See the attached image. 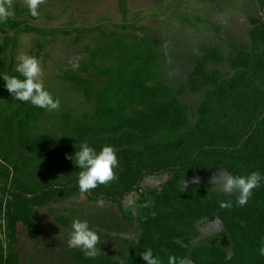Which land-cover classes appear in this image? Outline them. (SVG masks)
Instances as JSON below:
<instances>
[{"label":"trees","instance_id":"1","mask_svg":"<svg viewBox=\"0 0 264 264\" xmlns=\"http://www.w3.org/2000/svg\"><path fill=\"white\" fill-rule=\"evenodd\" d=\"M252 24L248 44L234 46L227 57L211 50L191 71L188 89L203 92L197 107L183 100L184 89L174 92L163 82L157 49L147 38L126 41L115 35L91 49L89 60L79 63L87 75L69 78L93 110L78 117L62 113L60 134H37L32 122L45 110L13 101L0 80L8 104L0 103V264H20L14 249L18 224L35 232L40 208L75 195L102 196L121 206L146 176L164 173L169 177L153 194V214L139 222L142 235L127 264H146L139 254L147 248L164 264L170 255L189 256L194 264H264L258 253L264 241V183L244 207L209 183L192 184L218 169L264 173V18ZM21 26L10 19L1 29ZM208 62L215 66L208 69ZM0 73L18 75L6 67ZM82 142L97 150L114 146L119 161L116 178L86 194L76 186L79 169L66 158ZM183 180L189 183L185 191ZM229 199L233 207L220 206ZM216 219L230 235L235 253L230 261L222 246L194 244L198 224ZM74 257L76 264H112L103 253L93 260L74 250Z\"/></svg>","mask_w":264,"mask_h":264},{"label":"rangeland","instance_id":"2","mask_svg":"<svg viewBox=\"0 0 264 264\" xmlns=\"http://www.w3.org/2000/svg\"><path fill=\"white\" fill-rule=\"evenodd\" d=\"M13 7V19L22 26L3 31L0 24V70H14L15 57L21 52L34 55L41 61L45 87L60 100L59 110L45 111L32 122L37 134H60L62 113L78 117L93 110L69 78L87 74L73 70L69 61L89 60L91 49L108 43L115 35L126 41L149 39L159 55L163 82L174 92L184 89L183 100L197 107L203 92L188 89L191 71L211 50L227 57L234 46L248 44L252 19L264 18V0H45L38 19L28 14L24 0H13ZM27 26L31 29L24 31ZM214 66L208 62L207 68ZM3 95L0 92V103L6 106ZM218 171L197 178L215 189L211 180ZM168 177L167 173L146 176L140 189L126 197L121 206L106 201V206L99 208L96 200L75 195L40 208L35 232L18 224L14 249L20 264H76L74 250L79 249L67 244L76 218L87 220L98 233L99 253L110 257L112 264H127L136 242L122 235L140 233L139 222L153 214V194L162 189ZM198 229L195 245L217 244L232 250L230 235L220 220L202 221ZM3 238L8 247L9 239Z\"/></svg>","mask_w":264,"mask_h":264},{"label":"clouds","instance_id":"3","mask_svg":"<svg viewBox=\"0 0 264 264\" xmlns=\"http://www.w3.org/2000/svg\"><path fill=\"white\" fill-rule=\"evenodd\" d=\"M24 3L28 14L38 19L40 7L45 3V0H24ZM15 15L13 0H0V24H6ZM69 63L73 70L80 67L78 60L75 62L70 60ZM14 71L18 75L0 73V80L4 82V88L12 96L13 101L28 103L48 112L60 109V100L54 98L45 87L41 61L36 56L21 52L15 57ZM66 158L72 160L79 169L76 176V186L81 194L90 193L99 185H107L116 178L114 169L118 167L119 161L117 149L112 145L105 144L97 150L87 142H82L79 149H75V154ZM198 182V179H194L192 184H198ZM211 183L218 193L230 197L235 196V205L244 207L252 197L253 190L264 183V173L257 170L246 174H232L224 169H219L218 173L212 177ZM188 186L189 183L183 180L181 191H185ZM106 203V199L102 196L96 199V205L99 208H104ZM220 206L231 208L233 202L230 199L222 200ZM141 235L142 233L124 234L122 238L139 243ZM98 243L99 235L90 227L87 220L73 219L67 239L69 248L82 250L86 258L94 260L100 251L97 247ZM258 253L260 256H264V241H261ZM234 255V251L229 248L225 261H230ZM139 256L146 264H164L161 257L154 254L152 248L143 250ZM168 264H194V261L189 256L170 255L168 256Z\"/></svg>","mask_w":264,"mask_h":264}]
</instances>
